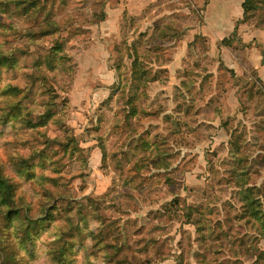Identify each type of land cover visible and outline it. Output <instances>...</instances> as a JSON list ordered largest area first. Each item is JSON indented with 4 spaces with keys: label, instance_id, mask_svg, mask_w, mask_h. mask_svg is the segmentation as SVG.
<instances>
[{
    "label": "rangeland",
    "instance_id": "rangeland-1",
    "mask_svg": "<svg viewBox=\"0 0 264 264\" xmlns=\"http://www.w3.org/2000/svg\"><path fill=\"white\" fill-rule=\"evenodd\" d=\"M42 1L54 6L62 30L30 46L28 65L58 35L67 40L73 68L68 73L50 72V84L61 102L58 108L66 105L59 112L62 127L48 124L47 129L50 138L64 141L66 133L72 134L79 146L59 159L53 180L60 184L48 186L52 193H62V182L69 183L70 212L83 206L82 234L102 219L118 227L119 237L108 241L130 246L124 253L128 263L121 264H133L132 256L140 255L134 250L149 238L156 249L150 261L134 264H200L203 253L208 262L264 264L255 261L248 245L256 229L244 234L238 227L246 225L235 218L239 211L234 180L227 173L234 157L243 155L241 167L248 171L250 184L258 187L264 207V104L257 102L264 99V0H259L258 14L255 11V17L244 22V0H131L130 7L128 0ZM167 18L181 36H151ZM145 31L142 45H132ZM231 36V45H224L223 38ZM14 38L0 33V49L24 44ZM145 44L160 47L168 63H159L162 57L153 48L145 51ZM137 55L151 60L148 69L154 80L142 88L138 114L126 121ZM187 79L194 83L190 90L183 86ZM47 102L38 99L30 106L45 110ZM232 134L240 146L236 153L229 143ZM144 140L158 143L169 160L167 169L151 164ZM41 146L23 124H0V164L6 175L14 176L7 163L9 153L30 155ZM16 180L18 193L21 184L31 192L30 183ZM64 212L63 205L59 222L69 216ZM69 217L75 221L77 214ZM195 222L205 230L203 241V229ZM31 243L39 254L37 264H49L47 250L38 249L42 238ZM251 244L264 251L263 238ZM91 245L88 235L82 246L90 253L88 263L102 264L103 251Z\"/></svg>",
    "mask_w": 264,
    "mask_h": 264
},
{
    "label": "trees",
    "instance_id": "trees-1",
    "mask_svg": "<svg viewBox=\"0 0 264 264\" xmlns=\"http://www.w3.org/2000/svg\"><path fill=\"white\" fill-rule=\"evenodd\" d=\"M53 7V5L48 6L47 1L42 0H0V29L2 30L0 33L13 35L15 40L24 42L21 47L10 45L5 49H0V124L7 127L12 123H21L26 129L32 131L33 138L42 143V146L37 149L35 147L30 155H23L16 151L8 154L7 163L13 170V177L6 175L0 164V264H37L39 254L33 249L31 242L38 241L39 237L43 240L41 243L43 246H38V249L47 250L49 264H77L79 261L81 264H89L90 253L85 249L82 250L83 240L88 235L92 240L90 247L102 250L104 253L101 256L102 264L128 263L124 253L130 249V246H121L117 241V243L108 241L110 237H119L118 227L110 223L109 225L103 224L105 221L102 219L95 228L85 230V233L82 234L84 229L79 228V224L82 219L83 206L78 203V206L70 212L73 206L72 204L69 206L68 194H66H71L69 183L62 182L64 187L62 193L61 191L52 193L48 186L56 188L60 184L53 180V176L59 171L57 165L59 159L65 154L75 153L79 148L72 134L66 133L65 141L63 139L62 141L59 137L50 138L47 129L48 124L60 125V129L62 127L59 112H62L66 105L63 104L61 108H58L61 102L57 101L55 88L50 84V72L68 73L73 68L67 50V40L58 35L44 52L38 53L33 64L28 65L32 53L30 46L38 45L41 37L43 41L46 36L59 34L62 30L60 23L54 17ZM259 7V0H244L242 21L253 19L254 12L256 11L258 14ZM13 19H16L17 23L13 22ZM170 19L167 18L155 26L151 36H159L160 39L180 37L182 31L179 28L176 29ZM234 32L237 33L236 30ZM146 34L148 31L140 32L141 40L133 42L132 45H142V39ZM232 36L223 38L222 43L230 46L233 40ZM151 48L155 55L162 57L159 63L163 65L168 63L170 59L165 58L164 51L163 53L158 51L160 47L145 44L143 49L149 51ZM139 54L141 55L140 51ZM140 55L133 59L134 70L128 85L130 95L126 99L130 108L126 112V121H130L138 114V101L143 91L142 88H146L149 82L154 80V74L152 75L151 70L148 69L151 60L148 61ZM24 68H28L30 71H23ZM118 70L119 68L116 67V71ZM15 79H23V81L26 79L28 82L19 85L14 82ZM193 85L191 79L183 80V86L187 89L190 90ZM38 99L42 102L48 101L45 110H39L34 105L30 106ZM257 102L263 105L264 99H259ZM229 143L234 153L239 152L238 139L234 138L233 134ZM144 144L146 146L144 151H147L146 154L151 164L157 168L167 169L169 160L161 152L158 143L144 140ZM242 156L234 157V164L227 172L234 180L233 194L237 200L239 211L235 218L237 221H243L246 225L243 227V224H238L239 229L245 230L244 234L255 228L256 236L264 239L262 194H259L256 185L250 184L248 171L241 167ZM246 157L248 158L247 155ZM247 165H250V162H247ZM82 175L83 173H81ZM16 177L30 183L31 192L24 191L21 184V192L18 193L19 184ZM70 199L73 200L71 197ZM63 205L64 217H67L68 214L69 216L77 214L75 221L69 216L62 222L58 221L63 211ZM195 223L197 228H201V222ZM256 236L251 238L246 235V237H250L248 245L254 251L255 261L262 263L264 251L251 244L257 240ZM199 237H201L200 241L206 237L204 229ZM241 242H244V238H241ZM155 250V243L152 238H149L134 250L139 251L140 255L132 256L133 264L143 260L148 263ZM204 251L206 252V249ZM234 255L237 256L238 253L234 252ZM200 264H236V259L227 262L218 260L208 262L203 253Z\"/></svg>",
    "mask_w": 264,
    "mask_h": 264
},
{
    "label": "crops",
    "instance_id": "crops-1",
    "mask_svg": "<svg viewBox=\"0 0 264 264\" xmlns=\"http://www.w3.org/2000/svg\"><path fill=\"white\" fill-rule=\"evenodd\" d=\"M135 2H142V3H145L146 0H134ZM116 2H118V0H116ZM128 6L130 7L131 6V0H128ZM219 19H222L221 17H219Z\"/></svg>",
    "mask_w": 264,
    "mask_h": 264
}]
</instances>
